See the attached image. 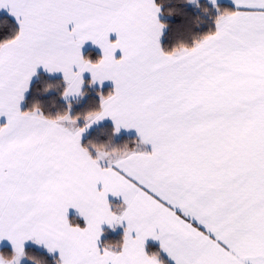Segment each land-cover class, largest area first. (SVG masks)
<instances>
[{
	"label": "snow or ice",
	"instance_id": "6c2138e0",
	"mask_svg": "<svg viewBox=\"0 0 264 264\" xmlns=\"http://www.w3.org/2000/svg\"><path fill=\"white\" fill-rule=\"evenodd\" d=\"M230 4L0 0V264H264V0Z\"/></svg>",
	"mask_w": 264,
	"mask_h": 264
},
{
	"label": "trees",
	"instance_id": "16d2710c",
	"mask_svg": "<svg viewBox=\"0 0 264 264\" xmlns=\"http://www.w3.org/2000/svg\"><path fill=\"white\" fill-rule=\"evenodd\" d=\"M222 4V6L224 7H230L231 5L228 3H224V2H220ZM7 14L4 12H0V16H6ZM91 53L92 54V59L97 58L100 53L97 52L96 50H94L93 48H90L88 50L85 51V54ZM60 80V77H52L49 75H46L44 73H39L38 76L35 78L34 82H33V89L36 88H40L43 86L44 83H55L57 81ZM87 80V79H86ZM111 89L110 86H104L103 91L106 94L109 90ZM100 90L97 86H93L92 88H89L87 86V84L85 85L84 91L87 93V95L84 96V98L82 100L79 101V103H75L73 104V111L74 112H78V111H82L85 108L88 107V105L92 102V101H97L99 97L96 95V92ZM51 96H56L55 93H51ZM27 99L30 101L32 99V94L29 93L27 96ZM57 106L58 107H63V102L60 101L57 97ZM23 107H27V104H25ZM53 111H55V109H53ZM108 128L110 129V122H105L104 124H101L100 126L95 127L92 131H90L89 133V138H91L92 136H96L99 135L100 131ZM135 136L132 135H126V134H120V136L115 138V142L116 143H123L125 140H130L132 138H134ZM103 138V137H102ZM113 203H117L115 201H113ZM78 223H82V221H80L79 219H77ZM122 229H118L116 231H110V230H105L104 233L105 235L102 236L101 241L102 242H115L118 241L121 236H122ZM149 248L152 250H155L156 248H158L157 245L154 244H149ZM43 255V253H41ZM50 260V258H49ZM34 264H40L39 260H36L34 262Z\"/></svg>",
	"mask_w": 264,
	"mask_h": 264
},
{
	"label": "crops",
	"instance_id": "0c3cea01",
	"mask_svg": "<svg viewBox=\"0 0 264 264\" xmlns=\"http://www.w3.org/2000/svg\"><path fill=\"white\" fill-rule=\"evenodd\" d=\"M220 2H224V3H228V4H230V0H220ZM230 5H231V4H230ZM0 12H3V11H0ZM4 13H6V12H4ZM112 39H115V37L113 36ZM90 48H93L94 50H96L97 52L100 53V50H99L98 48H95L94 46H92L90 43L85 45V48H84L83 51L85 52L86 50H88V49H90ZM39 73H44V72H43V70L41 69V70H39ZM39 73H38V74H39ZM44 74H46V73H44ZM46 75H48V74H46ZM52 77H59V76L57 75V76H52ZM35 78H36V77L33 78V82H34ZM86 79H90V77H88V76L86 75ZM104 86H110V87H112L111 83H105ZM97 87H98V86H97ZM94 128H95V127H94ZM94 128H93V129H94ZM93 129H92V130H93ZM92 130H91V131H92ZM121 134H126V135H132V136H135V132H130V133H129V132H124V131H122ZM109 199H110L112 202L115 201V200H112L111 197H109ZM115 202L119 203V201H115ZM74 216H75V213H72L71 216H70V219H71L72 217H74ZM77 219H78V218H77ZM80 221H82V220H80ZM80 224L82 225V224H83V221H82V223H80ZM118 229H121V228H117L116 230H118ZM105 230H110V231H112V230L109 229L107 226H104V231H105ZM116 230H115V231H116ZM101 239H102V237H101ZM149 244H154V245H157V246H158V244H155V243H153V242H151V241L149 242Z\"/></svg>",
	"mask_w": 264,
	"mask_h": 264
}]
</instances>
